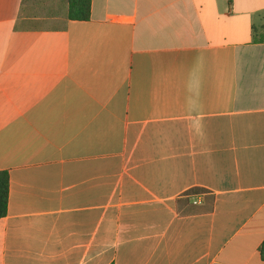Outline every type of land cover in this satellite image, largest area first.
<instances>
[{"label": "crops", "instance_id": "1", "mask_svg": "<svg viewBox=\"0 0 264 264\" xmlns=\"http://www.w3.org/2000/svg\"><path fill=\"white\" fill-rule=\"evenodd\" d=\"M0 0V264H264V0Z\"/></svg>", "mask_w": 264, "mask_h": 264}, {"label": "trees", "instance_id": "2", "mask_svg": "<svg viewBox=\"0 0 264 264\" xmlns=\"http://www.w3.org/2000/svg\"><path fill=\"white\" fill-rule=\"evenodd\" d=\"M68 17L71 20H88L91 17V0H68ZM9 194V175L6 171L0 172V218L7 214ZM259 255L264 261V242L259 248Z\"/></svg>", "mask_w": 264, "mask_h": 264}]
</instances>
